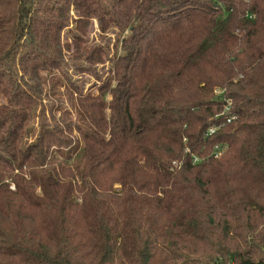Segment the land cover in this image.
<instances>
[{"label": "trees", "instance_id": "16d2710c", "mask_svg": "<svg viewBox=\"0 0 264 264\" xmlns=\"http://www.w3.org/2000/svg\"><path fill=\"white\" fill-rule=\"evenodd\" d=\"M0 264H264V0H0Z\"/></svg>", "mask_w": 264, "mask_h": 264}, {"label": "rangeland", "instance_id": "374dc122", "mask_svg": "<svg viewBox=\"0 0 264 264\" xmlns=\"http://www.w3.org/2000/svg\"><path fill=\"white\" fill-rule=\"evenodd\" d=\"M98 23L97 22H93L92 26H91V32H90V38H95L97 37L98 34ZM71 36V32H69V30L65 29L62 33V38L63 40H69ZM93 81V78H91L90 83ZM88 83V85L90 84Z\"/></svg>", "mask_w": 264, "mask_h": 264}, {"label": "built area", "instance_id": "2783aa9c", "mask_svg": "<svg viewBox=\"0 0 264 264\" xmlns=\"http://www.w3.org/2000/svg\"><path fill=\"white\" fill-rule=\"evenodd\" d=\"M232 105V102L231 101H229L228 102V104H227V106H226V108H225V111L223 112L224 114L230 109V106ZM237 116H231V117H229V119H228V121L230 122L231 120H233L234 118H236ZM215 130H216V128H210L209 130H208V132H209V134H212V133H214L215 132ZM217 149H216V156H219L223 151V149L222 148H220L219 146L218 147H216ZM197 159V158H196Z\"/></svg>", "mask_w": 264, "mask_h": 264}]
</instances>
